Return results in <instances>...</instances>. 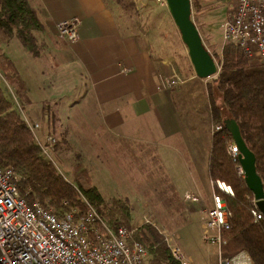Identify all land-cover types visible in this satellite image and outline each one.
<instances>
[{"label":"crops","instance_id":"1","mask_svg":"<svg viewBox=\"0 0 264 264\" xmlns=\"http://www.w3.org/2000/svg\"><path fill=\"white\" fill-rule=\"evenodd\" d=\"M39 1L47 25V31L39 35V58L33 57L16 39L2 46L27 82L32 104L26 108L41 100L38 112L31 114L38 117L41 103L51 102L52 105L56 101L62 108L61 115L66 116L64 132L80 133L82 127L89 129L91 125L92 130L101 123V129L93 130L103 143L123 132L127 143L131 142L126 146L129 154L146 160L153 158L157 163L154 182L161 190L159 195L180 214L177 213L181 218L175 224L180 229L188 226L196 229L203 224L202 212L212 207L213 195L207 174L213 132L208 83L194 80L169 92L158 91V85L171 73L172 66L176 70H194L182 41L176 39L175 47L182 63L175 65L169 58L174 50L172 44L158 48L161 43L156 39L148 43L135 31H123L114 10L104 0ZM70 20L79 23V40L66 45L56 36L54 26ZM174 27V33H179L175 24ZM48 41L53 44L49 45ZM202 41L204 43V39ZM152 48L163 51L153 50L154 54ZM157 53L159 56L155 57ZM125 69H130L131 73H126ZM174 99L183 108L196 103L206 112L200 114L194 108V118L193 113L188 112L189 120L186 117L184 122L174 111ZM100 108L102 110L98 111ZM57 120L62 122L64 116ZM95 146L93 144L92 148ZM144 148H149V152ZM125 186L133 187V184ZM167 189L169 199L164 193ZM148 195L149 192L145 194Z\"/></svg>","mask_w":264,"mask_h":264},{"label":"trees","instance_id":"2","mask_svg":"<svg viewBox=\"0 0 264 264\" xmlns=\"http://www.w3.org/2000/svg\"><path fill=\"white\" fill-rule=\"evenodd\" d=\"M110 6L108 0H104ZM130 18L135 11L131 0H111ZM194 8L200 10L194 0ZM43 9L39 0H0V72L16 92L23 104H30V91L26 80L12 60L3 52L4 43L16 39L22 47L39 58V35L47 31ZM219 77L207 84L212 128L221 126L211 138V152L207 168L211 181L220 180L233 189V196L218 192L226 204L228 223L222 229L221 257L232 259L245 253L253 264H264V219L256 220L253 194L244 178L235 171V164L228 156L233 142L225 129L227 120H235L248 148L256 157V169L264 186V64H251L242 51L231 44H224L220 55H215ZM41 121L50 132L57 123L50 103H42ZM55 151L62 148L56 142ZM0 167L12 169L19 176L17 188L29 203L45 204L55 211L63 210V203L86 210L84 199L96 207L115 229L129 223L131 211L128 203L109 204L92 186L85 165L78 163L74 170L79 179L75 185L67 181L49 160L41 157L35 138L25 122L0 87ZM169 199V190L165 192ZM162 196V195H159ZM176 227L180 228L179 225ZM170 232L174 228L169 226ZM136 241L149 249L146 264H179L170 254L164 237L152 226H144Z\"/></svg>","mask_w":264,"mask_h":264},{"label":"built area","instance_id":"3","mask_svg":"<svg viewBox=\"0 0 264 264\" xmlns=\"http://www.w3.org/2000/svg\"><path fill=\"white\" fill-rule=\"evenodd\" d=\"M136 12L152 7L168 9L166 0H131ZM231 6L229 16L222 25L223 44L238 47L251 64H264V0H224ZM78 21H65L54 26L58 38L69 44L79 40ZM131 73L130 69L124 70ZM218 72L206 80L215 81ZM194 70L180 68L161 80L158 90H172L198 80ZM24 120V119H23ZM38 145L41 157L52 151L56 144L53 136L42 140L39 126L27 123ZM221 126L213 128V133ZM39 132V134H38ZM38 134V135H37ZM228 156L235 164V171L244 178L240 164V153L234 142L228 147ZM47 160V159H46ZM50 161V160H49ZM20 178L12 169L0 167V264H146L149 249L136 236L142 227L149 223L146 214L132 218L128 225L117 229L106 220L87 200L86 210L63 203V210L38 202L29 203L20 194L17 185ZM213 189L212 207L202 212L203 230L201 241L207 247L217 246L218 264H253L245 253L232 259H222V229L228 223L226 204L218 192L233 196L231 186L223 181H211ZM255 204V201H254ZM256 220L264 217L256 209ZM165 241L171 256L179 264H194L184 253L178 233L164 232Z\"/></svg>","mask_w":264,"mask_h":264},{"label":"rangeland","instance_id":"4","mask_svg":"<svg viewBox=\"0 0 264 264\" xmlns=\"http://www.w3.org/2000/svg\"><path fill=\"white\" fill-rule=\"evenodd\" d=\"M195 1L199 3L201 9L196 10L194 8V0H191L192 17L195 25L200 28L199 30L201 34H204L201 36L202 39H204V46L213 57L215 55H220L222 47L224 46L221 40L222 25L229 16L231 6H228L224 0ZM108 2L112 10H114L123 31H135L143 41L148 43L152 39H156L161 43L158 44V48L161 47L163 49V47H170V44H172L174 50L173 52L168 50V52H172L169 55V58L175 65L182 63L179 58L181 54L176 51L175 47L177 42L176 39H180L181 41V38L180 35L178 36L179 33H174L175 27L168 9L152 7L140 13L132 11L129 16L130 18H128L127 15H122L123 13L119 10L115 3L111 0H108ZM72 21L73 20H70L68 22ZM60 23H57L56 25ZM63 41L66 45H72L65 40ZM48 43L49 45L53 44V42L51 44L50 41H48ZM153 50L158 52L163 51L158 50L157 48H152V53L154 54L155 52ZM185 51L187 53L186 48ZM156 56H159V54L157 53L155 57ZM187 59L189 61L188 55ZM166 66L169 65L166 63ZM172 67L173 68L169 75L176 70L174 69L175 66ZM159 86H161V82L158 87ZM0 87L3 89L6 98L14 104L15 110L20 115L22 120L24 119L30 124H37L40 127L39 132L42 140H45L48 136H53L56 139V142H61L62 148L59 151L54 150L50 152L48 156H45V159L52 161L57 166L60 174H62L67 181L75 185V180L79 178L77 173H75L74 168L81 162L85 165L89 172V176L92 180V186L99 191L107 203H128L131 211L130 220L136 216L146 214L149 223L144 226L149 225L154 227L164 237V240V232L179 234L181 248L183 249L185 255L194 264L219 263V252L217 246L207 247L201 241L198 231L202 230L203 224H199L196 229H193L191 226H188L185 229L176 227L175 222L181 217L177 215L178 212L176 213L167 201H164L163 197L159 196L161 190L157 185L158 183L154 182V170H157V163L153 160V158L146 160L144 158H138L133 154H129V150L126 146L131 142L127 143V140L123 137V132L115 134L114 137L105 143L98 140L96 132L93 130L94 128L96 130L101 129V123L95 125V127L93 126L92 130H90L92 128L91 125H89V129L82 127L80 133H75L74 131L69 130L68 132H64L66 128L64 124L66 116L61 115L63 112L61 111V106H57L58 102L53 101L51 106L53 108L55 118L59 119L60 116H64V120L60 123H58L57 120V123L55 124L56 126L53 128L55 132L52 133L49 131V126H47L45 122L43 123L41 121V116H32L34 112H38V104L41 100H38V103H36L33 107L26 108L27 105L21 103L16 92L5 81L1 72ZM158 91L169 92L171 89ZM171 95L175 98V94L171 93ZM196 98H199V96ZM174 101L176 102V99H174ZM181 105L182 104L180 102H176L174 111L180 116L181 120L183 119L184 122L186 121V117L187 120H189V117L187 116L188 112L193 113L192 119L194 118V108H197L200 114L206 112V110L199 108L196 103L186 108H183ZM101 110L102 109L100 108L98 111ZM181 115L183 116L181 117ZM73 128L77 129L79 126H73ZM93 144L96 145L94 148H92ZM144 150L149 152L150 149L144 148ZM128 184H133V187L125 186ZM139 185L140 187H137ZM146 185L152 186V188L149 187L148 189H145L143 186ZM147 191L149 192V195L146 197L145 194L148 193ZM167 191L168 189L164 190V193ZM196 225H198V222ZM169 226L174 228L173 232H170L171 230L169 229Z\"/></svg>","mask_w":264,"mask_h":264},{"label":"water","instance_id":"5","mask_svg":"<svg viewBox=\"0 0 264 264\" xmlns=\"http://www.w3.org/2000/svg\"><path fill=\"white\" fill-rule=\"evenodd\" d=\"M166 2L168 12L187 50L189 62L198 78L206 80L214 76L218 72V64L205 48L201 34L193 21L191 0H166ZM224 126L239 150V161L245 173V183L253 194L256 208L264 217V186L257 173L256 157L246 145L235 120L225 121Z\"/></svg>","mask_w":264,"mask_h":264}]
</instances>
